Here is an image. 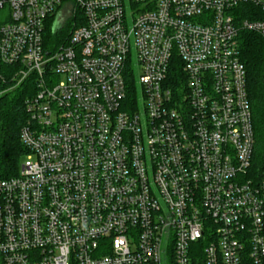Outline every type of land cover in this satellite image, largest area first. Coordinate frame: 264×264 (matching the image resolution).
<instances>
[{"label":"built area","instance_id":"obj_1","mask_svg":"<svg viewBox=\"0 0 264 264\" xmlns=\"http://www.w3.org/2000/svg\"><path fill=\"white\" fill-rule=\"evenodd\" d=\"M65 2L0 0L4 82L36 86L27 160L0 179V264H264L240 54L243 30L264 38V0H74L50 49Z\"/></svg>","mask_w":264,"mask_h":264},{"label":"trees","instance_id":"obj_2","mask_svg":"<svg viewBox=\"0 0 264 264\" xmlns=\"http://www.w3.org/2000/svg\"><path fill=\"white\" fill-rule=\"evenodd\" d=\"M72 2L73 0H65ZM251 5H240L238 18L252 17ZM73 20L68 24L52 21L48 25L46 40L50 49H56L70 36ZM72 21V23H71ZM241 60L247 69V87L253 110L256 133L255 160L264 162V38L256 32L243 30L240 34ZM0 179L19 173L22 158L28 149L21 140V131L28 123L27 99L36 91L32 79L11 87V81L4 82V65H0ZM169 79L183 76L182 62L174 53L169 70Z\"/></svg>","mask_w":264,"mask_h":264},{"label":"rangeland","instance_id":"obj_3","mask_svg":"<svg viewBox=\"0 0 264 264\" xmlns=\"http://www.w3.org/2000/svg\"><path fill=\"white\" fill-rule=\"evenodd\" d=\"M76 12H77V5L76 3L74 2V0L72 2H65L63 4V6L60 8V10L57 12V18L60 22H62L63 24H68V21L74 19V16H76ZM56 18L53 17L51 19V23L52 21H54V19ZM76 18V17H75ZM76 20H73V24L75 23ZM72 23V21H71ZM135 53H134V58H135ZM139 68L138 67H135V76H136V80H138L139 78ZM27 159H26V156L24 158H22V162H25Z\"/></svg>","mask_w":264,"mask_h":264}]
</instances>
